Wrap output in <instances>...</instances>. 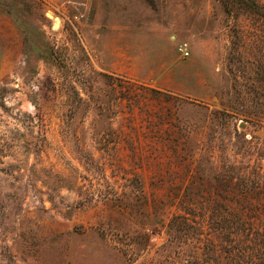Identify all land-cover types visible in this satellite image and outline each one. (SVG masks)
<instances>
[{"label":"rangeland","instance_id":"obj_1","mask_svg":"<svg viewBox=\"0 0 264 264\" xmlns=\"http://www.w3.org/2000/svg\"><path fill=\"white\" fill-rule=\"evenodd\" d=\"M252 1L0 0V264H264Z\"/></svg>","mask_w":264,"mask_h":264},{"label":"built area","instance_id":"obj_2","mask_svg":"<svg viewBox=\"0 0 264 264\" xmlns=\"http://www.w3.org/2000/svg\"><path fill=\"white\" fill-rule=\"evenodd\" d=\"M179 51L181 52V54L183 56H188L189 52H188V45L187 43H183L182 45H180L179 47Z\"/></svg>","mask_w":264,"mask_h":264},{"label":"bare ground","instance_id":"obj_3","mask_svg":"<svg viewBox=\"0 0 264 264\" xmlns=\"http://www.w3.org/2000/svg\"><path fill=\"white\" fill-rule=\"evenodd\" d=\"M53 19H54V18H53ZM57 23H58V21H57V20H55V26H57V27H58V24H57Z\"/></svg>","mask_w":264,"mask_h":264},{"label":"trees","instance_id":"obj_4","mask_svg":"<svg viewBox=\"0 0 264 264\" xmlns=\"http://www.w3.org/2000/svg\"><path fill=\"white\" fill-rule=\"evenodd\" d=\"M251 2L254 4V2L251 0Z\"/></svg>","mask_w":264,"mask_h":264}]
</instances>
